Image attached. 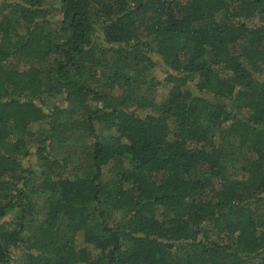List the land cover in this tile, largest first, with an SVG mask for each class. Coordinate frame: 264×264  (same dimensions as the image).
<instances>
[{
  "label": "trees",
  "instance_id": "trees-1",
  "mask_svg": "<svg viewBox=\"0 0 264 264\" xmlns=\"http://www.w3.org/2000/svg\"><path fill=\"white\" fill-rule=\"evenodd\" d=\"M0 264H264V0H0Z\"/></svg>",
  "mask_w": 264,
  "mask_h": 264
},
{
  "label": "rangeland",
  "instance_id": "rangeland-1",
  "mask_svg": "<svg viewBox=\"0 0 264 264\" xmlns=\"http://www.w3.org/2000/svg\"><path fill=\"white\" fill-rule=\"evenodd\" d=\"M56 100H58V102H60V99H56ZM28 163H30V162H28ZM28 163H26V164H28Z\"/></svg>",
  "mask_w": 264,
  "mask_h": 264
}]
</instances>
